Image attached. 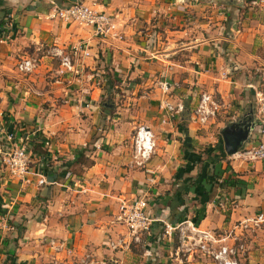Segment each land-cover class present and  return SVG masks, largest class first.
<instances>
[{
	"label": "crops",
	"instance_id": "crops-1",
	"mask_svg": "<svg viewBox=\"0 0 264 264\" xmlns=\"http://www.w3.org/2000/svg\"><path fill=\"white\" fill-rule=\"evenodd\" d=\"M80 1L113 18L117 39L50 18L58 0H0V8L10 10L9 39L0 44L3 127L33 133L32 141L48 140L58 157L42 162L50 151L29 141V184L12 179L0 163V264H44L52 259L44 244L49 240L64 242L76 256L88 253L115 264H180L177 237L160 240L161 221L175 225L197 211L200 230L230 243L240 233L239 221L264 211V162L228 155L223 141L228 129H247L238 151L261 138L251 87L264 72V3L255 17L244 9L249 21L242 25L238 15L213 8L214 0ZM53 48L70 55L75 73L57 74ZM26 58L37 68L21 75L15 66ZM202 92L221 106L205 125L191 116ZM161 101H181L184 112L161 124ZM140 125L156 138L155 153L142 169L130 164L131 136ZM186 142L190 152L184 151ZM205 149L213 150L212 163ZM194 156L205 169L197 165L175 178L193 166ZM35 170L44 185H36ZM213 174L215 181L204 179ZM138 199L147 201V214L159 222L141 245L111 252L107 240L126 232L113 223L115 216ZM9 201L13 207L2 209ZM242 239V261L264 264V230L245 232ZM182 262L212 264L197 253Z\"/></svg>",
	"mask_w": 264,
	"mask_h": 264
},
{
	"label": "built area",
	"instance_id": "built-area-1",
	"mask_svg": "<svg viewBox=\"0 0 264 264\" xmlns=\"http://www.w3.org/2000/svg\"><path fill=\"white\" fill-rule=\"evenodd\" d=\"M264 0H253L251 5L259 6ZM50 18L57 19L65 23H76L83 27L91 29L97 37L117 39L116 26L113 18L102 11H97L93 6L86 5L81 2L71 3L68 6L60 7L53 5V11ZM7 24L2 34H0V44H4L8 36ZM51 53L59 60V68L57 74L60 76L75 73L74 65L69 54L53 48ZM87 55V54H85ZM17 72L21 75H28L37 68L36 61L32 58L21 59L15 66ZM162 90H169L168 84H161ZM253 91L254 113L257 120V126L260 133V141L256 146L244 148L232 156H237L242 161H262L264 162V72L260 73V82L258 85L251 87ZM220 104L212 93L202 92L197 100L194 110L191 114L192 121L205 125L209 120L215 118L220 111ZM162 114V124L167 119H172L184 112V105L181 101L171 104L163 101L160 106ZM170 122V121H169ZM0 114V163L4 172L14 180L29 184L28 178L31 164V152L29 150V141L33 139L32 134L22 133L17 130H5ZM38 139V138H37ZM49 154L51 144L48 140L40 141ZM133 159L131 166L142 169L146 166L156 150V138L153 132L146 126L140 125L134 130L132 136ZM58 161L57 154L50 151V156L43 157L41 160L45 162ZM148 173H150L147 170ZM37 177V186L46 183L42 173L35 170ZM14 205L13 201L1 204L2 209L9 211ZM221 209L225 208V203L218 204ZM5 221V220H4ZM159 222L147 214V201L139 199L130 204H123L118 214L115 216L113 223L125 229V234L109 238L105 246L111 252H116L130 245H141L151 236L152 226ZM163 230L160 240L163 242H172L177 237V246L174 254L175 259L182 264L183 260L197 253L206 257L212 264H245L242 261L245 244L243 235L245 232L256 233L264 229V211L254 214L252 217L239 221L235 226L239 230V234H232L230 243H223L219 240L215 233L211 231L200 230L194 225L191 219L172 225L165 221H161ZM48 246L52 251V264H66L76 257L73 249L68 247L64 242L49 240ZM75 256V257H74ZM85 258L78 264H115L112 260L96 259L95 256L85 253ZM79 262V261H77ZM15 264H17L15 262Z\"/></svg>",
	"mask_w": 264,
	"mask_h": 264
},
{
	"label": "rangeland",
	"instance_id": "rangeland-1",
	"mask_svg": "<svg viewBox=\"0 0 264 264\" xmlns=\"http://www.w3.org/2000/svg\"><path fill=\"white\" fill-rule=\"evenodd\" d=\"M249 1H251V0H214L213 1V3H212V6H213V8H219V11H226L227 13H229V15H231L232 17H237V15H238V17L236 18L238 21L239 20H241L240 22L242 23V25L243 24H247V22L249 21V18H248V21L246 20V19H244V16H245V12H243V10L244 9H247L248 11H249V13H252V15H254V17L257 15V13H258V11L259 10H261V9H259V7H257V6H255V7H252V6H250V5H248V2ZM253 1V0H252ZM58 2H60V3H62L63 1H61V0H58ZM79 2V1H78ZM81 3H83L82 1H80ZM60 3H58V5L60 4ZM233 3V4H232ZM56 4V3H55ZM54 4V2L52 3V5H55ZM85 4V3H84ZM232 4V5H231ZM68 5H70V4H68V3H66V2H64V4L62 3V4H60L59 6L60 7H64V6H68ZM86 5H89V4H86ZM92 6V5H91ZM253 8V9H252ZM96 10V9H95ZM257 12V13H256ZM237 13V14H236ZM236 20V21H237ZM238 21L236 22V26H239V23H238ZM241 23H240V25H241ZM260 82V81H259ZM258 85V84H257ZM163 101H161L160 102V104H159V107H158V109H159V122L161 123V121H162V112H161V110H160V106H161V103H162ZM179 102V101H178ZM110 103V102H109ZM176 104V103H175ZM174 105V104H173ZM173 120V118L172 119H167L166 121H168V122H166L165 124H168L169 123V121H172ZM162 124V123H161ZM154 134V133H153ZM133 136V135H132ZM132 136H131V138H132ZM155 136V135H154ZM132 159H133V150H132ZM131 163H132V161H131ZM130 163V164H131ZM139 200V199H138ZM218 207L220 208V206L218 205ZM221 209V208H220ZM1 228H4V222H2V227ZM264 230V229H263ZM262 231V230H261ZM48 244L47 243V241L45 242L44 241V244ZM84 254H82L81 256H76V257H78V258H76V260L75 261H71L69 264H78V263H80V261L81 260H84V256H83ZM199 255V254H198ZM74 256V257H75ZM202 256V255H201ZM52 259H53V257H52ZM52 259L51 260H49L48 262H45L44 264H52ZM77 261H79V262H77ZM43 264V263H42Z\"/></svg>",
	"mask_w": 264,
	"mask_h": 264
},
{
	"label": "trees",
	"instance_id": "trees-1",
	"mask_svg": "<svg viewBox=\"0 0 264 264\" xmlns=\"http://www.w3.org/2000/svg\"><path fill=\"white\" fill-rule=\"evenodd\" d=\"M63 1H65V0H63ZM0 12H1L0 13L1 14L0 15V34H2L6 24H10V21L8 19V15L10 14V10L7 7H3V8H0ZM9 129L11 130L12 127H9ZM31 143H32L33 147L39 146V139L36 140V138H35ZM218 149L224 155L223 150L221 148H218ZM190 150H191V147H190L189 143L188 142L184 143V151L190 152ZM212 151L213 150H211V149H205L203 151V154L206 155L205 158L207 160L209 159L210 163H212V160L210 158V154L212 153ZM193 160H194L193 161V166H186V167L182 168L181 170H178L175 178L180 179L181 178L180 174L181 175L188 174L194 169L195 166L200 165V164L203 163V160L199 156L198 157L194 156ZM48 162H49V159L47 158L45 160V163H48ZM201 166L202 165H200V170L202 169V171H203L205 169V167L204 166L201 167ZM203 178H204V176H202V179ZM215 178H217V177H216V175L214 176V174H213L211 176L206 175V177L204 179L209 182L210 180L215 181ZM200 219H201L200 211H197L195 217H193L191 220H192V222L194 223L195 226H198ZM182 221H184V220H180L178 223H180ZM162 228H163V226H162ZM10 264H15V261H12Z\"/></svg>",
	"mask_w": 264,
	"mask_h": 264
},
{
	"label": "water",
	"instance_id": "water-1",
	"mask_svg": "<svg viewBox=\"0 0 264 264\" xmlns=\"http://www.w3.org/2000/svg\"><path fill=\"white\" fill-rule=\"evenodd\" d=\"M71 3L78 2L79 0H69ZM246 136L247 129L245 128L244 131L240 129V131H233V129H228L223 132V141H224V148L225 152L232 156L238 152L237 148L239 146V142L242 140L241 133Z\"/></svg>",
	"mask_w": 264,
	"mask_h": 264
}]
</instances>
